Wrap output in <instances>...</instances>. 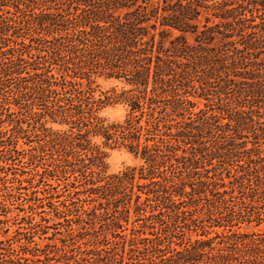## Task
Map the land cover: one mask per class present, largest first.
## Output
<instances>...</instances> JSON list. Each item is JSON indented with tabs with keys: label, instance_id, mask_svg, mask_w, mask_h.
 Here are the masks:
<instances>
[{
	"label": "trees",
	"instance_id": "16d2710c",
	"mask_svg": "<svg viewBox=\"0 0 264 264\" xmlns=\"http://www.w3.org/2000/svg\"><path fill=\"white\" fill-rule=\"evenodd\" d=\"M67 1L0 0V264H264V117L225 97L229 71L250 85L247 67L264 72L252 60L264 23L242 13L206 18L199 30L208 0H176L162 20L160 0ZM245 2L264 10V0ZM234 9L213 16L228 21ZM216 35L221 44L205 47ZM190 64L213 71L196 86ZM206 76L227 79L215 95L219 115ZM99 77L123 86L96 94ZM113 105L125 107L122 121L101 115ZM113 148L138 165L108 174ZM17 167L31 176L8 177ZM18 201L27 215L13 216L9 235ZM45 206L48 217L36 221ZM55 235L60 245L46 243Z\"/></svg>",
	"mask_w": 264,
	"mask_h": 264
},
{
	"label": "rangeland",
	"instance_id": "374dc122",
	"mask_svg": "<svg viewBox=\"0 0 264 264\" xmlns=\"http://www.w3.org/2000/svg\"><path fill=\"white\" fill-rule=\"evenodd\" d=\"M164 0H160L158 1V4H157V7H158V19L162 20L163 18H167V17H170L172 15L171 12H164L163 9L166 7V5L170 4H174L176 0H168L166 2V4H164L163 2ZM65 2H68L67 0H56V3L58 4H64ZM183 4H185V1H183ZM228 5V6H225V5ZM205 7H208V8H199L198 7V10L200 11V15L198 17V21H199V24H198V27H199V30L202 29V25L205 23V19L206 18H209L211 22H214V23H220V22H232L233 21V18L235 17V21H238L239 18H242L243 16H239L240 14L244 13L245 17L249 20H254V22H250L248 21L247 23L248 24H255V23H264V10H259V11H255L254 9L248 7L246 8L245 7V10H244V7L242 6H246V2L245 0H208L207 2H205L204 4ZM239 7H242L241 9ZM232 8H236L234 10H232L230 12V16L231 18L228 19V21H222L220 18H214L213 15H229V14H226L224 12L225 9H232ZM254 17V19L252 18ZM191 24H197V22H191ZM247 24V25H248ZM234 27H238V26H241L237 24H233ZM173 32V35L177 36L179 35V32L177 31H172ZM185 38L187 39V41L190 43V44H193L195 45V42H194V35L192 34H184ZM217 36V39H215L214 42H212L211 44L209 45H205V47H208L210 49H215L217 48L220 44H221V41H220V35H216ZM261 40H262V43L264 44V36L261 37ZM169 46L168 43H166V47ZM240 47V45H239ZM212 52V50H211ZM210 52V53H211ZM209 53V55H210ZM254 55H255V58L254 56L252 57V60L255 61L256 63H262L264 64V49H259L258 51L256 50L255 52H253ZM206 54V53H204ZM208 55V56H209ZM202 57H204L205 55H201ZM200 55L197 56L195 59H198L201 60L202 57ZM207 55L205 57H208ZM213 60V59H211ZM213 62V61H211ZM191 65V64H190ZM194 69H197V73L195 74H192V83L193 85L195 84L196 86H198V77H202L204 76L203 75V72H207L208 70H210L209 72L213 71L212 69H210L209 66H203V67H200V69H198L199 67V64L197 65H191ZM212 66L211 68L213 67H217L218 64L216 62H214L213 64L211 63ZM254 66V68H259L257 67V65H252ZM240 67V66H239ZM252 69V68H251ZM251 69H248V67L245 69L246 71H249V74L246 75L250 78H253L255 79V83L250 85L247 84V83H239L241 81H243V79L241 77H236V76H233V74L230 73L229 71V74L231 75L229 77V79L233 80V82H229V84H234L232 85V90L228 91V93L226 94L225 97H228V102L230 103H238V104H241L243 105V109L244 111H249L250 108L252 107L253 110L255 111H259L261 114V117H264V72H261V77L260 78H256L255 77V74L253 73V71H250ZM244 69H238L237 71H239V73H247L245 72ZM192 71H195V70H192ZM202 75V76H201ZM209 75V73L207 74ZM245 76V77H246ZM177 77H180V76H177ZM207 78V76H206ZM209 81L207 82V85H206V88H207V91L209 94H213L214 97H211L212 101L209 103V106H210V109H213L214 111V114L216 115H219V108H223L222 107V104L223 103H218L216 98H215V95L216 93L218 92H221V86H223L226 82H227V79L223 76L221 80H210L209 78H207ZM181 83L183 82L181 78L178 79ZM252 83V82H251ZM92 88L95 89L96 91V94H100V92H104L114 86H117L118 88L122 87L123 85L119 82H116V81H113V80H105L104 78H95L93 83L91 84ZM190 92V95H194L195 94V90L193 89H190L188 90ZM258 91H261L258 92ZM190 100L192 101H195L192 96H190ZM235 104H233L232 106L233 107H236ZM200 108H202V105H198ZM238 109V108H237ZM197 111V110H195ZM126 114V110H125V107L123 105H113V106H108L106 107L102 112H101V115L105 118H107L108 120L110 121H122L124 116ZM226 114H223V116L221 117H225ZM222 120V119H221ZM262 121V119H260ZM226 120H222L221 122H225ZM206 131H204L203 135L204 136H208V134H205ZM247 135V134H245ZM248 136H250L249 138L247 139H244L245 141H247V147H251V143L250 141H252V137L251 135L249 134ZM206 140H209V137H207ZM220 140V139H219ZM218 140V141H219ZM209 143H212L209 141ZM224 142H222V140H220V142H218L217 144L220 145V144H223ZM107 158H106V164H107V173L108 174H115V173H118L126 168H129V167H134V166H137L138 165V162L137 160L134 159V157L129 154L125 149L123 148H113V149H107ZM18 169H12L11 171H6L8 173V177H12L11 173H16V177H18L19 179L21 178H28L30 177L31 175L30 174H24L22 177L19 176L20 173H22V169H20V167H17ZM5 171V169H4ZM23 171H26L27 173H32V168L30 166H25V168L23 169ZM3 174H1L0 172V176H2ZM23 186H27V184L24 182L23 183ZM56 186L55 183H53V187ZM48 190H51L52 192V189L49 187H46ZM31 190L33 191H36L37 188H32V189H29L28 192H30ZM57 190H62L61 189V186H59L57 188ZM17 192L19 193H26L27 191L24 190V189H20L18 190ZM61 192V191H59ZM38 196H41L40 193H37ZM64 198H61L60 200H63ZM25 202H20L18 201L17 204L15 205V209L13 212L15 213H10V215L8 216L11 221L10 223L8 224V227H9V235H11L13 233L14 230L17 229V226L16 225H13L12 223L14 221V223H19L20 222V218L27 215V214H24L23 213V209H26V204H23ZM47 201L44 202V205H46ZM21 204V205H20ZM87 204V203H85ZM86 207H88L87 205H85ZM36 213H34V219L36 221H40V216H43L45 218H47L48 216L44 213V211H48L47 209V206L45 207H40V208H36L35 209ZM30 214V213H29ZM16 215H19L18 217L15 218ZM52 215V214H51ZM14 216V221L12 222V218ZM50 217V216H49ZM17 219V220H16ZM22 223H24V221H22ZM39 224H42L43 226H46L47 224L44 223V222H40ZM54 223L53 222H49L48 225H50L51 228H49L47 231H48V235L50 237L51 235V232L53 233L54 232V229L55 228L54 226H52ZM23 225V224H21ZM264 225V223H263ZM62 229V227L58 226V229ZM194 238V234H191ZM7 235L4 234V233H0V239H3L4 237H6ZM59 238H61L60 235H55V236H52L50 238V240H46V243H50V244H54V243H57L58 245H60V242H59ZM35 240L37 241L38 245L40 247H42V245L44 244V241L42 242L41 240H38V238H35ZM67 240V239H66ZM83 264V263H81Z\"/></svg>",
	"mask_w": 264,
	"mask_h": 264
}]
</instances>
